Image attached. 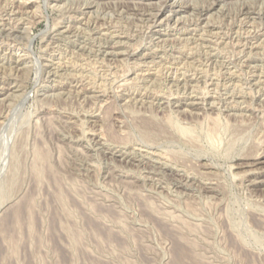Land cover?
Here are the masks:
<instances>
[{
    "label": "rangeland",
    "instance_id": "rangeland-1",
    "mask_svg": "<svg viewBox=\"0 0 264 264\" xmlns=\"http://www.w3.org/2000/svg\"><path fill=\"white\" fill-rule=\"evenodd\" d=\"M0 264H264V0H0Z\"/></svg>",
    "mask_w": 264,
    "mask_h": 264
},
{
    "label": "bare ground",
    "instance_id": "bare-ground-1",
    "mask_svg": "<svg viewBox=\"0 0 264 264\" xmlns=\"http://www.w3.org/2000/svg\"><path fill=\"white\" fill-rule=\"evenodd\" d=\"M212 1H213V0H212ZM130 2H131V1H130ZM206 3H207V2H206ZM140 4H141V3H140ZM211 4H213V3H211ZM130 5H131V4H130ZM142 5H143V4H142ZM147 5H148V4H147ZM121 6H122V5H121ZM150 6H151V5H150ZM139 7H140V6H139ZM132 8H133V7H132ZM144 11H145V10H144ZM181 252H182V251H181ZM181 255H182V254H180L178 258H182ZM183 257H184V256H183Z\"/></svg>",
    "mask_w": 264,
    "mask_h": 264
}]
</instances>
